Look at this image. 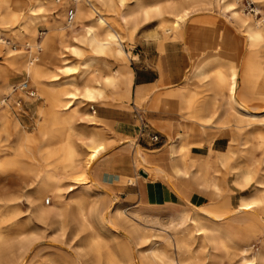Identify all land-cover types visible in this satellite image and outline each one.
Listing matches in <instances>:
<instances>
[{"label": "rangeland", "instance_id": "obj_1", "mask_svg": "<svg viewBox=\"0 0 264 264\" xmlns=\"http://www.w3.org/2000/svg\"><path fill=\"white\" fill-rule=\"evenodd\" d=\"M132 1L133 0H92L97 8V12H94L93 15L95 17L102 16L105 20L101 27H97L100 29V32L106 28L115 31L120 36L123 49L121 52L122 56H118L113 51L96 53L90 46L87 44L85 45L79 40L81 34L80 25L77 23V26H70L66 18L67 10L72 7L69 1L0 0L1 6L12 8V6L15 7L20 5L21 8L14 23L8 22L3 18L2 13H0V37L7 41V45L11 50L15 52L22 51L24 53L26 50H31V47L28 45V43L31 42L40 44L41 48H43L44 42L50 45L53 41V37L49 35L52 34L51 28L53 25L62 27L60 30L62 32V37L65 38L64 43L70 44L76 50V52L68 50L62 54L63 60L60 62V66H64V71L60 70L57 75L49 77L46 67L39 68V76L35 77L33 74H29L26 71V62L23 57H20L17 62H12L7 59L4 53L6 51V46L1 43L0 142L6 144V146L9 147V151L4 159L0 158V178L2 175L7 176L6 180L0 182V193L2 191L4 192L7 186L16 194V192L20 191L22 178L27 177V180L30 181L36 169L42 167L44 169L45 163L52 161L50 157L52 155L54 157L57 156L61 160L60 164L63 165L58 167L56 172L60 177L61 191L66 198L71 195L78 197L87 208L96 202L98 206H101L100 210L104 212L114 206H119L121 210L128 214L133 211L134 214L130 215L135 218L134 220L143 225L148 233L150 232L156 235L155 238L158 240V244L161 245L160 247H162V250L165 249L166 252L170 251L168 253H172V255H174V257L176 256L180 261H189L190 259L198 260V257L190 258L189 255L191 254L188 253L178 256L174 249H168L167 246H162L163 243L161 242L163 232L167 226L172 227L177 225L176 223L180 218L181 212L186 214L192 213L194 212L192 208H183L173 213L163 215L149 213L141 214L139 210L131 207L122 199L121 193H123V190L121 187L113 188L110 184H104L101 177H97L95 174L96 161L119 146L118 144L124 142L125 139H131L133 141L131 137L123 139L125 136H119L120 140H111L115 131L107 122L104 124L103 121L99 119L97 116L99 112L98 106H117L128 108L132 111L134 109L131 108L130 105L134 104L135 107H137L134 112L138 115V109L148 110V99L141 100L138 97L133 99V92L130 90V85L118 89L119 92L117 95L112 94V90L107 89L105 98L96 102L86 101L81 92L86 85L91 87L96 86L94 78L99 75L105 76L108 74V69L110 68L116 69L123 68L124 66L132 70L137 66H141L142 63L147 60L146 58H148V60L159 61V57L164 54V51L168 52L171 66L174 67L175 62L178 60L181 61L184 75L190 70L186 79L193 76L196 63L206 57L214 55V53H216L217 61L213 62L210 68H208V70H210V76H214L218 69L222 70L223 73L228 76V74H230L229 65L233 63L238 72L236 96L239 100L242 85H245V83L247 85V83L250 84L251 81H254L256 82V88H263V79L259 76H255L253 73L252 75L254 76L247 81V77L245 76L248 72L251 74L249 64L255 61V56L254 54H249L246 34L242 27H239L235 23L232 15L230 16L229 13L222 11L216 0H200L206 1L207 4L192 10L188 17L182 20L179 25H177L176 29L174 28L172 30H166V28H172L170 26L172 25L171 21L173 17L169 14V6L177 5L180 7H190L194 1L199 0H142V6L152 9L160 6L163 12L161 15L157 16L154 11H152L149 19L142 20L141 17L139 23L136 25H134L130 19L125 23L120 17L121 13L124 12L126 8H133L131 5ZM251 1L253 2L252 6L258 8L260 13L258 12V14L255 15L248 10V0H241L240 8L242 7L241 9H243L245 13L256 19L264 17V0ZM83 5L84 7L89 6L88 3H83ZM30 7L34 8V10L31 11ZM133 9L137 10L135 7ZM24 23L27 26L19 28L21 25L23 26ZM91 23L94 24L95 22L92 21ZM17 28L20 30L19 35H15V29ZM161 46H163V49H161ZM87 57L92 58H89L86 64L88 70L82 72L83 66L81 62ZM40 60L41 58L35 60V62L39 64ZM32 61H34V59H32ZM50 79L53 81H49ZM23 80H28L29 87L35 92L34 95L31 96L24 89L19 88L18 84ZM184 84L185 86H179L177 90L170 92L169 97H167L169 100L166 99L164 103L175 102L178 104L179 102L191 106L196 98V94L203 93L200 99L211 95V91L206 88V78L196 77L192 83L187 84L184 81ZM186 85H196L199 92L195 93L194 90H190ZM172 87L175 86L160 84L156 95ZM59 88L64 91L71 90L77 92L71 97L72 104L69 106L68 111L73 110V115L69 123H55L52 119L49 101L52 94H59ZM224 93H227V88L224 89ZM66 100L67 99L64 101ZM244 103L251 109L259 110L264 108V96L253 93L244 100ZM191 108L193 109L195 107ZM90 113L93 115V119H88ZM103 113L109 115L113 114V112L109 110ZM132 115H134V113H132ZM124 117L123 115V118ZM194 117L195 116H192L190 118ZM212 121L216 122V119L213 118ZM136 123V126L140 129L138 125L139 122ZM217 123L220 127L229 131L231 135L232 152L237 150L240 142H244L245 144H243V146L248 147L252 144H259L260 139L254 134L258 130L264 131L261 125L255 124L251 129H247L245 132H243V129V133L240 132L239 134L234 131L232 122L229 121L227 127H225L224 124ZM230 130L233 131L234 134H231ZM219 131L223 133V130ZM91 136L97 137V140H103L107 148L90 162L88 168L81 167L77 164L71 168L66 167L65 165H68L69 162L64 160H66V153L70 145L75 147L77 158L82 162L90 149V147H87L84 143L87 142ZM51 151L52 154L50 156L49 153ZM254 153L256 158L261 159L260 156L264 153V144H260V146L254 150ZM238 159L240 161L243 160L242 162L245 161L243 156L238 157ZM136 163L141 167V170L138 172L140 176H146L143 175L141 171L146 172L147 170H151L147 165H139L138 162ZM228 169L229 166L224 165L222 167L221 164L219 165V163H217V167L212 169L211 172L214 174V177L221 182L220 184L223 189H230L229 196L232 197L231 206L234 207L239 201L241 192L232 185L233 178L228 174ZM124 178L125 179L120 182V184L126 185L135 182L133 176H125ZM70 185L73 186V189L68 191ZM29 192L30 194L33 193L31 190H29ZM217 194H221L220 196H222L223 199L226 198L224 196L225 192L221 190L217 192ZM45 195H47L46 192L42 194V196ZM219 200L220 199H217L216 202ZM45 201L46 205H51L53 203L51 197ZM208 206L210 205L202 207L208 208ZM27 208L28 207L24 205L22 207L23 210H27ZM110 212L109 210L108 213H104L107 219L110 216ZM23 213H29V211ZM247 217L248 216L244 213L236 214L224 218L221 222L224 226H229L230 230L235 231L240 226L242 219ZM68 224H70V222H68ZM70 225H66L63 229H60L57 222L53 221L51 218L40 221L35 233L36 240L34 245L27 253L25 261H21L18 264H85V262L90 264L93 258L92 255L88 254L86 246L85 236L88 234L81 231L78 233L71 232L73 226L71 227ZM263 227L264 223L257 222L248 229V237L253 251L257 248L264 247ZM116 229V233L120 235L122 228L117 227ZM89 235L99 239L103 249L108 248L116 256L122 254L125 259L124 264H150L148 259H142L141 254H139L137 250L138 248L131 240H124V237H121L119 245L116 246L118 242L114 241L112 231H102L98 234L90 231ZM143 247L145 248L146 244ZM226 263L230 264L228 261Z\"/></svg>", "mask_w": 264, "mask_h": 264}, {"label": "bare ground", "instance_id": "obj_2", "mask_svg": "<svg viewBox=\"0 0 264 264\" xmlns=\"http://www.w3.org/2000/svg\"><path fill=\"white\" fill-rule=\"evenodd\" d=\"M63 1H69L71 6L75 8L73 21H69L67 16L66 18L68 25L77 26V23L80 25L81 34L79 40L81 42L90 46L96 53L113 51L118 56H122L123 45L120 36L115 31L104 28L100 32V29L97 28L101 27L105 20L102 16L95 17L93 15L94 12H97V8L92 0ZM240 1L216 0L222 11L229 13L230 16L232 15L235 23L239 27H242L246 34L249 54H254L255 56V61L249 64L251 74L247 71L248 74L245 76L247 77V81L254 75L259 76L263 79V88H256V82L249 81L250 84L247 83L246 85L245 83V85L241 86L239 100L236 96L238 72L233 63L229 65L230 74L228 76L220 69L217 70L214 76H210L209 74L210 70L208 68H210L213 62L217 61L216 53L196 63L193 76L185 80V83L190 84L196 77L206 78V88L211 91V95L209 96L210 98L203 97L198 106V108L210 111L209 116L204 121L210 122L214 118L216 119V123L224 124L225 127L229 125L228 122L230 121L234 126V131L239 134L243 129V132H245L255 124L261 125L264 128V108L254 110L247 107L244 103V100L253 93L264 96V17L256 19L248 15L241 9L242 7L240 8ZM83 3H88L89 6L84 7ZM205 4H207L206 1L199 0L194 1L190 7L170 5L169 14L173 17L171 21L172 25L170 26L172 28H166V30L176 29L177 25L186 19L192 10L198 9ZM131 5L133 8H137V10L126 8L121 13V20L125 23L130 19L136 25L139 23L141 17L142 20L149 19L152 11L157 16L163 12L160 6L155 9L142 6V0H133ZM254 8L257 13H260L258 8L255 6ZM30 10L33 11L34 8L30 7ZM20 11V5L12 6V8L0 5V13H2L3 18L11 23L15 22ZM92 21L95 23L92 24ZM25 26L27 25L24 23L19 28ZM19 28L15 29V35L20 34ZM60 29L62 27L52 26V34L49 36L53 37V41L50 45L44 42L43 48H41L40 44L31 42L28 43L31 50H26L24 53L22 51L15 52L8 47L7 41L1 37L0 45L2 43L6 46L4 53L10 61L17 62L20 57H23L26 62V71L29 74L38 77V69L46 67L49 77L54 76L60 70L64 71V66H60V62L63 60L62 54L68 50L76 52L75 48L70 44L64 43L65 38L62 37ZM40 58V63L37 64L35 60ZM89 58L92 57H87L81 62L83 66L82 72L88 70L86 64ZM253 73L254 75H252ZM99 76L94 78L96 86L91 87L86 85L81 92L82 96L88 102H96L105 98L107 89L112 90V94L117 95L119 92L118 89L129 85L132 80L131 69L124 66L123 68H110L108 69V74ZM49 81L53 80L50 79ZM226 88L227 93H224V89ZM58 92L59 94H52L49 101L52 119L55 123H69L73 115V110L68 111L69 106L72 104L71 97L77 92L71 90L64 91L60 88ZM166 98L167 96L165 95L161 99L165 100ZM65 99L67 100L64 101ZM93 118V115L90 113L88 119ZM263 133L264 131L258 130L254 134L259 137V144H252L248 147L243 146L245 144L244 142H240L236 151H229L226 154H222L214 161L208 158L198 165V168L194 172L187 171L197 184H201L203 187H213L216 190L219 189V191L225 192L224 196L226 197L221 201H217V203L210 204L208 208L202 206L192 207L194 210L192 213L186 214L181 212L180 218L176 223L177 225L172 227L167 226L163 232L161 240L163 243L162 246H167L168 249H174L178 256L188 253L191 254L189 255L190 258L198 257V260L190 259L189 261H180L172 253H168L170 251L166 252L165 249L162 250L161 245L158 244V240L155 238L156 235L154 233H148L143 225L131 216L134 214L133 211L128 214L121 210L119 206H114L104 212L100 210L101 206H98L96 202L87 208L78 197L71 195L66 198L61 191L60 177L56 172L57 168L63 164H60L61 160L57 156H51V151L49 155L52 161L45 163L44 169L43 167L36 169L30 181L27 180V177H21L22 181L19 192L14 194L11 188L6 186V189L4 187L5 191L0 193V264H18L21 261L24 262L27 253L36 240L35 233L39 222L45 221L47 218H51L57 222L60 229L71 224L70 226H73L71 232L78 233L81 231L88 234L85 236L86 246L88 254L92 255L93 258L90 264L125 263L122 254L116 256L108 248L103 249L100 240L89 235L90 231L96 232L97 234L102 231H112L114 241L118 242L116 246L119 245L121 237H124V240H131L138 248L137 250L141 254L142 259H148L150 264H225L227 261L230 264H264V247L257 248L253 251L248 237L249 227L257 222L264 223V153L260 156L261 159L256 158L254 153V150L260 144H264ZM126 137L129 136H125L123 139ZM111 140H114V138L111 137ZM129 140L132 141L131 139ZM84 144L90 147V149L82 162L77 158L75 147L70 145L66 153V160H64L69 162L68 165H65L66 167L71 168L77 164L81 167L88 168L90 162L107 148L103 140H97L95 136L89 137L88 141ZM8 151L9 147L0 142V158L4 159ZM241 156L244 157V162L238 159ZM136 157L139 161H144L139 148L136 149ZM171 160L174 162L173 150ZM217 163L221 164L222 167L224 165L229 166L227 172L233 178L232 185L241 192L239 201L234 207L229 202L230 189H223L220 184L221 182L211 172L212 169L217 167ZM173 164L178 173H185L175 162ZM145 173L148 179H154L158 174L156 170H147ZM6 179L7 176L2 175L0 182ZM68 188V191H71L73 186L70 185ZM29 190L33 193L30 194ZM45 192L47 195L42 196ZM50 197L53 203L46 205L45 200ZM23 205L28 207L27 210L22 209ZM109 210L111 212L107 219L104 213H108ZM28 211L29 213H23ZM243 213L248 217L242 219L240 226L235 231L230 230L229 226H224L221 222L228 216ZM117 227L122 228L121 236L116 233ZM262 231H264V227ZM145 244L146 247L144 248L143 246Z\"/></svg>", "mask_w": 264, "mask_h": 264}, {"label": "crops", "instance_id": "obj_3", "mask_svg": "<svg viewBox=\"0 0 264 264\" xmlns=\"http://www.w3.org/2000/svg\"><path fill=\"white\" fill-rule=\"evenodd\" d=\"M163 53L159 61L146 58L141 66L131 70L132 80L129 85L133 99L135 97L141 100L148 99V110L138 109L142 120L134 112L137 108L134 104L130 105L134 109L132 111L117 106H98L99 119L104 124L107 122L115 131L112 138L117 140L119 136H129L133 141L125 139L96 161L95 174L101 177L104 184H110L113 188L121 187L122 199L141 214L163 215L183 208L217 203V199L222 200L221 194H217L220 192L218 189L197 184L187 171L194 172L198 165L208 158L214 161L232 150L229 131L216 122L204 121L210 111L198 108L203 93L196 94L191 106L179 102L165 104L167 98L161 99L165 95L169 97V93L177 90L179 86H185L184 81L190 72L189 70L184 75L181 61L178 60L174 67L171 66L168 52ZM160 84L175 87L156 95ZM186 87L195 93L199 92L196 85ZM106 110L113 114L103 113ZM192 116L195 117L190 118ZM136 122H139L140 129ZM219 130H223V133ZM230 133L234 134L231 130ZM151 134H157L158 140H150ZM137 148L141 149L143 162L136 157ZM172 150L174 162L185 173H178L175 170L174 162L171 160ZM136 162L149 166L153 171L156 170L158 176L154 179L140 176L138 172L141 167ZM125 176H133L135 182L120 184ZM231 198L229 196L230 204Z\"/></svg>", "mask_w": 264, "mask_h": 264}, {"label": "built area", "instance_id": "obj_4", "mask_svg": "<svg viewBox=\"0 0 264 264\" xmlns=\"http://www.w3.org/2000/svg\"><path fill=\"white\" fill-rule=\"evenodd\" d=\"M248 3H249V11L253 12L254 14H258L254 8V6H252V1L251 0H248ZM74 14H75V8L74 7H70L69 10L67 11V18L69 21H73L74 19ZM19 88L20 89H24L26 92L29 93V95H34L35 92L34 90L29 87V83H28V80H23L21 83L18 84ZM138 117L140 118V120H142V117L140 114H138ZM150 140L152 141H157L158 140V135L157 134H151L150 135Z\"/></svg>", "mask_w": 264, "mask_h": 264}, {"label": "water", "instance_id": "obj_5", "mask_svg": "<svg viewBox=\"0 0 264 264\" xmlns=\"http://www.w3.org/2000/svg\"><path fill=\"white\" fill-rule=\"evenodd\" d=\"M141 173H142L143 175H146L145 171H144V172L141 171Z\"/></svg>", "mask_w": 264, "mask_h": 264}]
</instances>
